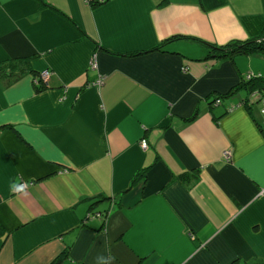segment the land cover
Masks as SVG:
<instances>
[{
  "label": "crops",
  "instance_id": "1",
  "mask_svg": "<svg viewBox=\"0 0 264 264\" xmlns=\"http://www.w3.org/2000/svg\"><path fill=\"white\" fill-rule=\"evenodd\" d=\"M249 16L264 0H0V65L50 72L0 78V264H263L262 117L230 92L264 56L198 42L249 41Z\"/></svg>",
  "mask_w": 264,
  "mask_h": 264
},
{
  "label": "trees",
  "instance_id": "2",
  "mask_svg": "<svg viewBox=\"0 0 264 264\" xmlns=\"http://www.w3.org/2000/svg\"><path fill=\"white\" fill-rule=\"evenodd\" d=\"M104 2L105 0L102 1L95 0L92 1L90 5L92 7H96ZM240 22L241 25L248 32L251 39L247 42H231L221 47H215L207 43L198 41L209 49V54L207 55L205 60L208 59L221 60V59L231 58L237 54H245V55L259 54L264 56V19L259 16H249V17H243ZM177 38H182V37H177ZM173 40L174 39H169L165 41L163 45L158 46L155 49L148 52L160 51L165 44H167L168 42H172ZM140 54H143V52L128 53L127 55H121V56L136 57ZM25 72H30L33 74V80L35 82L34 83L35 92L40 93L46 89V83L39 77V74L41 72L40 73L33 72L31 70V67L29 66V62L26 59H16L12 61H6L5 63L0 65V78L10 77L17 79ZM235 88L236 89H233L230 93L234 92V90H240V89H244L246 91L247 96L245 97V99H243L240 102L239 105H242L247 110H250L252 109V107L256 105V102H252L250 100V93L256 92L259 95V98L264 97V78L260 75L259 76L254 75L250 79H246V77H243L240 83ZM220 98L221 97H216V98L214 97L210 104V107L221 104ZM234 107L235 106L227 107L226 111H229ZM98 214L102 218L106 217V212L98 213ZM2 235H3V229L0 227V237ZM58 260L55 261L53 264H58L59 262Z\"/></svg>",
  "mask_w": 264,
  "mask_h": 264
},
{
  "label": "built area",
  "instance_id": "3",
  "mask_svg": "<svg viewBox=\"0 0 264 264\" xmlns=\"http://www.w3.org/2000/svg\"><path fill=\"white\" fill-rule=\"evenodd\" d=\"M89 5L92 1H95V0H85ZM99 1H102V0H99ZM89 68L91 69H95L96 68V58H95V55H93L91 57V60H90V63H89ZM49 75H50V72L45 70V71H42L40 74H39V77L45 82L47 83V80L49 78ZM254 75L253 74H247L245 77L246 79H250L251 77H253ZM257 76V75H256ZM259 76V75H258ZM104 78H100L98 79L95 83H92V85H100L102 82H103ZM250 100L252 102H256V104L258 105V110H259V113L262 117V122H261V125H260V128H261V131L263 132L264 134V97H260L259 98V95L256 93V92H252L250 93ZM140 148L142 150H145L147 148V142L142 140L140 142ZM223 159L225 160H229L230 158V152L228 151H225L223 153ZM32 183H24V182H21L17 185H15L16 187L13 188V193H19V192H22L24 191L25 189H27Z\"/></svg>",
  "mask_w": 264,
  "mask_h": 264
},
{
  "label": "rangeland",
  "instance_id": "4",
  "mask_svg": "<svg viewBox=\"0 0 264 264\" xmlns=\"http://www.w3.org/2000/svg\"><path fill=\"white\" fill-rule=\"evenodd\" d=\"M255 107H257V108H258V105L256 104V105H255Z\"/></svg>",
  "mask_w": 264,
  "mask_h": 264
},
{
  "label": "clouds",
  "instance_id": "5",
  "mask_svg": "<svg viewBox=\"0 0 264 264\" xmlns=\"http://www.w3.org/2000/svg\"><path fill=\"white\" fill-rule=\"evenodd\" d=\"M13 187L15 188L16 186H15V185H13Z\"/></svg>",
  "mask_w": 264,
  "mask_h": 264
}]
</instances>
